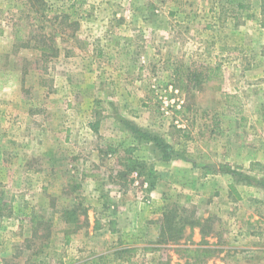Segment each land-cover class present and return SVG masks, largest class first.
<instances>
[{"label": "rangeland", "instance_id": "374dc122", "mask_svg": "<svg viewBox=\"0 0 264 264\" xmlns=\"http://www.w3.org/2000/svg\"><path fill=\"white\" fill-rule=\"evenodd\" d=\"M262 5L0 0V264H264Z\"/></svg>", "mask_w": 264, "mask_h": 264}, {"label": "trees", "instance_id": "16d2710c", "mask_svg": "<svg viewBox=\"0 0 264 264\" xmlns=\"http://www.w3.org/2000/svg\"><path fill=\"white\" fill-rule=\"evenodd\" d=\"M262 8L264 10V0H263V5ZM133 130L135 131V133L140 136L141 138L147 140V141H152L154 143V145L156 146V148L161 149V151L163 152L162 158L164 160H167L170 158L171 156V147L165 143L162 139L158 138L157 136L151 135L147 132H143L140 129L134 127ZM227 173H231L233 175H241L240 173H238L237 171H234L232 169H227L226 170ZM248 178V177H247Z\"/></svg>", "mask_w": 264, "mask_h": 264}]
</instances>
